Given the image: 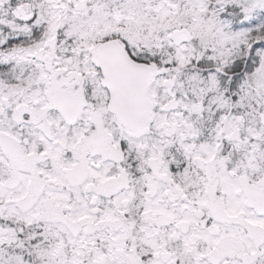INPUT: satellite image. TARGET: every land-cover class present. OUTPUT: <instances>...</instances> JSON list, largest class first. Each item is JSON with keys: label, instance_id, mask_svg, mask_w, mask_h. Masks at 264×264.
I'll list each match as a JSON object with an SVG mask.
<instances>
[{"label": "snow or ice", "instance_id": "obj_1", "mask_svg": "<svg viewBox=\"0 0 264 264\" xmlns=\"http://www.w3.org/2000/svg\"><path fill=\"white\" fill-rule=\"evenodd\" d=\"M0 264H264V0H0Z\"/></svg>", "mask_w": 264, "mask_h": 264}]
</instances>
